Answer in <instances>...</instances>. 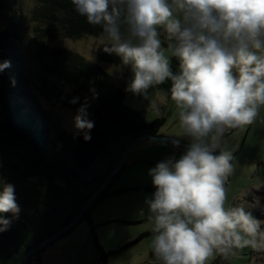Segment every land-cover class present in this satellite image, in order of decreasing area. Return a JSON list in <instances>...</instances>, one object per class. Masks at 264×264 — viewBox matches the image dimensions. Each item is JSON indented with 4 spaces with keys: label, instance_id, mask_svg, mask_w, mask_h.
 Instances as JSON below:
<instances>
[{
    "label": "clouds",
    "instance_id": "obj_1",
    "mask_svg": "<svg viewBox=\"0 0 264 264\" xmlns=\"http://www.w3.org/2000/svg\"><path fill=\"white\" fill-rule=\"evenodd\" d=\"M71 3L87 23L101 28L104 51L130 67L126 91L147 95L154 85L171 81L179 127L191 139L178 159L149 169L155 192L146 203L155 259L159 264H206L215 254L227 258L236 249H258L264 241L262 221L243 207L225 208L232 152L215 153L226 130L252 124L264 106V0ZM170 57L178 60L176 73ZM8 66L0 63V70ZM87 107L82 104L73 118L86 141L94 127ZM19 211L14 185L3 183L0 213L18 216ZM9 225L0 218V232Z\"/></svg>",
    "mask_w": 264,
    "mask_h": 264
},
{
    "label": "trees",
    "instance_id": "obj_2",
    "mask_svg": "<svg viewBox=\"0 0 264 264\" xmlns=\"http://www.w3.org/2000/svg\"><path fill=\"white\" fill-rule=\"evenodd\" d=\"M37 6L39 18L55 36L58 34L64 38L78 39L101 34L99 26L87 23L86 17L76 12L71 0H38ZM123 20L122 14V27L126 26ZM160 31L162 43L167 44L163 30ZM4 40V31L0 30V63L7 61L9 65L0 70V133L20 143L24 150L20 170L30 184L15 191L16 203L20 208L18 216L0 213V218L10 220L7 230L0 232V264H18L26 251L76 215L131 142L142 135L156 134L165 120L160 116L148 123L144 122L140 112L123 103L124 91L113 84L111 75L101 66L69 49L51 48L47 71L58 80L61 87H56L54 91L55 87L42 85L39 91L66 108L78 110L87 102V118L94 122V127L88 130L91 139L86 141L83 138L85 130L70 133L62 129L49 113L22 100L23 96L16 91L14 81L17 69L12 65V57ZM105 46H98L93 52L94 57L105 63L119 65L120 57L105 52ZM170 66L174 73L178 72V60L175 57L170 58ZM63 86H69L70 92L63 94ZM156 88L170 94L171 81L165 80L157 84ZM73 98H78L76 103H69ZM233 130L225 132L220 146ZM219 148L215 154H219ZM127 166H121L77 223L86 222L90 227L99 264H106L108 256L141 237L115 250L105 251L96 239V225L91 219L92 211L105 198L140 189L139 186H126L111 190ZM143 188L155 192L152 184ZM74 227L60 237L70 233ZM45 247L29 256L25 264L32 257L41 264L40 253ZM211 264H227L226 258L219 255Z\"/></svg>",
    "mask_w": 264,
    "mask_h": 264
},
{
    "label": "rangeland",
    "instance_id": "obj_3",
    "mask_svg": "<svg viewBox=\"0 0 264 264\" xmlns=\"http://www.w3.org/2000/svg\"><path fill=\"white\" fill-rule=\"evenodd\" d=\"M38 0H0V30L4 31L3 42L12 57L16 71V91L22 100L33 104L42 112L49 113L58 121L60 127L76 133L74 116L77 110L62 107L55 100L43 96L39 87H61L58 80L47 71L50 64L49 50L54 47L66 48L78 53L85 59L98 64L112 77L114 85L124 91L123 103L140 112L144 122L162 116L164 124L156 134L179 139L191 140L184 136L179 127L177 108L170 94L160 92L156 85L147 95L126 91L132 78L129 66L113 65L97 60L94 50L107 44L99 36H83L78 39L53 35L36 13ZM167 43V42H166ZM166 48L167 44L162 43ZM171 58V57H170ZM71 88L63 86V94ZM17 93V94H18ZM227 131V130H226ZM187 147L177 141H156L150 138L140 140L125 159L124 169L113 189L126 186H139L105 198L92 211L91 219L96 225L94 232L99 245L105 250H115L129 242L140 239L119 252L108 256L106 264H159L150 247L153 233L148 221L147 200L154 192L144 190L151 185L149 169L169 158L178 159ZM232 152L233 173L225 181V208L243 207L254 218L262 221L264 229V106H261L254 122L231 131L219 148ZM22 149L18 141L0 133V185L10 183L15 191L29 186L30 181L21 172ZM103 163V162H101ZM90 227L86 222L76 224L67 235L46 246L40 253L41 264H99ZM258 249L245 247L236 249L235 255L226 258L227 264H264V241ZM219 254H215L206 264H211ZM28 264H38L34 257Z\"/></svg>",
    "mask_w": 264,
    "mask_h": 264
},
{
    "label": "water",
    "instance_id": "obj_4",
    "mask_svg": "<svg viewBox=\"0 0 264 264\" xmlns=\"http://www.w3.org/2000/svg\"><path fill=\"white\" fill-rule=\"evenodd\" d=\"M144 138H150L156 141H168V140H174L177 141L180 145L187 147L190 145L191 142L183 141L179 139H173L169 137H163L158 134H147L142 135L136 138L133 142H131L125 151L121 154L120 159L118 163L109 171V173L106 175V177L102 180V182L93 190V192L87 197L84 204L81 206V208L78 210L76 215L66 224H64L62 227L58 228L56 231L51 233L48 237L43 239L42 241L35 244L33 247H31L26 253L23 255V258L20 260L18 264H25L29 258V256L36 253L39 249L45 247L53 240L60 237L62 234L70 230L72 227H74L78 221L83 216L84 212L87 210V208L91 205V203L95 200V198L104 190V188L107 186V184L111 181L115 173L121 168L122 165H124V161L126 157L130 154L133 147L142 139Z\"/></svg>",
    "mask_w": 264,
    "mask_h": 264
},
{
    "label": "crops",
    "instance_id": "obj_5",
    "mask_svg": "<svg viewBox=\"0 0 264 264\" xmlns=\"http://www.w3.org/2000/svg\"><path fill=\"white\" fill-rule=\"evenodd\" d=\"M191 141V140H190ZM111 190H112V188H111ZM113 190H115V189H113ZM119 194H121V193H119ZM117 195V194H116Z\"/></svg>",
    "mask_w": 264,
    "mask_h": 264
},
{
    "label": "flooded vegetation",
    "instance_id": "obj_6",
    "mask_svg": "<svg viewBox=\"0 0 264 264\" xmlns=\"http://www.w3.org/2000/svg\"><path fill=\"white\" fill-rule=\"evenodd\" d=\"M188 142H191V141H189V140H187Z\"/></svg>",
    "mask_w": 264,
    "mask_h": 264
}]
</instances>
